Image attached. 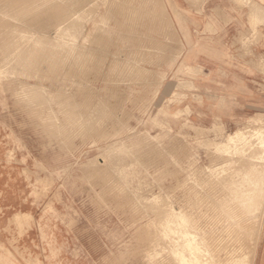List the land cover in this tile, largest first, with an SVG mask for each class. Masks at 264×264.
I'll use <instances>...</instances> for the list:
<instances>
[{"label": "rangeland", "instance_id": "374dc122", "mask_svg": "<svg viewBox=\"0 0 264 264\" xmlns=\"http://www.w3.org/2000/svg\"><path fill=\"white\" fill-rule=\"evenodd\" d=\"M92 1L0 0V264H264V214L217 228L236 170L264 173V114L194 124L170 57L90 31L136 0Z\"/></svg>", "mask_w": 264, "mask_h": 264}, {"label": "crops", "instance_id": "0c3cea01", "mask_svg": "<svg viewBox=\"0 0 264 264\" xmlns=\"http://www.w3.org/2000/svg\"><path fill=\"white\" fill-rule=\"evenodd\" d=\"M136 2L100 10L91 33L118 42L121 56L137 43L138 55L170 57L171 73H186L185 106L196 125L235 128L264 114V0Z\"/></svg>", "mask_w": 264, "mask_h": 264}, {"label": "bare ground", "instance_id": "6f19581e", "mask_svg": "<svg viewBox=\"0 0 264 264\" xmlns=\"http://www.w3.org/2000/svg\"><path fill=\"white\" fill-rule=\"evenodd\" d=\"M162 6V5H161ZM94 9V8H93ZM165 10V9H164ZM163 12V11H162ZM219 12V11H218ZM258 13V12H257ZM74 14V13H73ZM68 40V39H67ZM70 41V40H69ZM21 42V41H20ZM13 44V43H12ZM22 46V45H21ZM29 46V45H28ZM30 48V47H29ZM23 49V48H22ZM61 50V49H60ZM17 51V50H16ZM26 52V51H25ZM11 55H13V54H11ZM16 55V54H15ZM19 55V54H18ZM25 57V56H24ZM11 58V57H10ZM14 58V57H13ZM19 58V57H18ZM22 59V58H21ZM23 60V59H22ZM21 60V61H22ZM24 61V60H23ZM20 62V61H19ZM11 63V62H10ZM12 64V63H11ZM14 64V63H13ZM12 64V65H13ZM20 65V64H19ZM10 67V66H9ZM261 67V66H260ZM17 70H18V68H17ZM13 72V71H12ZM16 72V71H15ZM186 83V82H185ZM44 95V94H43ZM201 98V97H200ZM87 117V116H86ZM255 119V118H254ZM167 123V122H166ZM256 129V128H255ZM259 130V129H258ZM262 131H263V129H262ZM260 132V131H259ZM259 132L257 133V134H259ZM264 132V131H263ZM256 133V132H255ZM261 134H264V133H261ZM256 136H258V135H256ZM260 136H262V135H260ZM260 136H259V141L261 142V139H260ZM255 138H257V137H255ZM257 139V140H258ZM263 141H264V139H263ZM262 141V142H263ZM246 146V145H245ZM262 147L264 146V144H262L261 145ZM119 147V146H118ZM118 147L116 148V149H118ZM248 148V147H247ZM246 148V149H247ZM245 149V150H246ZM253 149V148H252ZM251 149V150H252ZM112 150H113V148H112ZM236 150H238V149H236ZM114 151V150H113ZM119 151V150H118ZM250 151V150H249ZM253 151V150H252ZM110 153L112 152V151H109ZM121 152V151H120ZM254 152V151H253ZM109 153V154H110ZM235 153V152H234ZM248 153V152H247ZM114 154V153H113ZM251 154V153H250ZM253 154V153H252ZM259 154V153H258ZM248 155H249V153H248ZM257 155V154H256ZM255 155V156H256ZM117 156V155H116ZM255 156H252V158H254ZM259 156V155H258ZM112 157V156H111ZM117 157H119V156H117ZM116 157V158H117ZM113 158V157H112ZM251 158V159H252ZM258 160L261 158H259V157H256ZM244 159V158H243ZM263 159H264V156H263ZM102 160V159H101ZM257 160V161H258ZM253 161V162H252ZM252 161L250 162L251 164H249L248 166L247 165H244L245 166V168L243 169V167H242V169H241V172H240V170H239V172H237L238 170H236V172H235V174H237V176H235L236 178H234L233 180H230L229 181V179H228V181H229V183H228V185H230V188H231V190L229 191L230 192V196H229V198L228 199H230L229 201L231 202V204H230V202H229V207H226L225 206V204H224V206H223V212H224V214H223V212H221V217H219V215H218V219H220L219 221H220V223H221V226L220 227H217L218 228V230L219 231H234V230H237L238 228H247V226H249V225H251L252 223H254L255 224V222L257 223V221L259 222V217L260 216H263V214H264V173H260L259 174V176H254V173H256V175H258V171L256 172V164H257V161H256V159H252ZM254 161H256V162H254ZM260 161V160H259ZM264 162V161H263ZM259 163H261V162H259ZM264 164V163H263ZM243 165V164H242ZM259 165V164H258ZM255 166V167H254ZM263 166V165H262ZM254 167V168H253ZM260 167V166H259ZM258 168V167H257ZM240 169V168H239ZM254 169V170H253ZM263 169V168H262ZM264 171V170H263ZM260 172H262V171H260ZM253 173V174H252ZM87 174V173H86ZM252 174V175H251ZM230 177V176H229ZM233 177H234V175H233ZM251 177V178H250ZM214 178V177H213ZM232 178V177H231ZM246 178H247V180H246ZM248 178H250V179H248ZM222 183V182H221ZM225 183V182H224ZM223 185V184H222ZM224 186V185H223ZM227 186V185H226ZM226 186H225V188H226ZM228 188V187H227ZM226 190H228V189H226ZM224 191V190H223ZM225 193H226V191H225ZM228 193V192H227ZM226 195V194H225ZM217 196V195H216ZM218 196H219V194H218ZM220 197V196H219ZM180 198V197H179ZM213 198V197H212ZM196 199V198H195ZM223 199V198H222ZM221 199V200H222ZM224 199H226V198H224ZM223 199V200H224ZM200 200V199H199ZM212 200V199H211ZM218 200H219V198H218ZM222 200V201H223ZM192 201V200H191ZM197 202V201H196ZM201 202V201H200ZM199 202V203H200ZM219 202V201H218ZM164 203H166V202H164ZM178 203V202H177ZM188 203V202H187ZM217 203V202H216ZM220 203V202H219ZM224 203H225V201H224ZM196 204V203H195ZM194 204V205H195ZM210 204V203H209ZM227 204V203H226ZM193 205V206H194ZM166 206V205H165ZM196 206V205H195ZM214 206H216V204L214 205ZM218 206V205H217ZM220 206H222V204H220ZM219 206V207H220ZM228 206V205H227ZM211 208H213V207H211ZM222 208V207H221ZM220 208V209H221ZM180 209H182L181 211H179V212H184V209L183 208H180ZM216 209L218 210V208L216 207ZM219 209V210H220ZM167 210V209H166ZM176 210V209H175ZM199 210V209H198ZM222 210V209H221ZM187 211V210H186ZM177 212V211H176ZM178 212V213H179ZM181 213V214H182ZM159 214H161V213H159ZM185 214H187L188 215V213L186 212ZM185 214H183L184 216H185ZM176 215H178L177 213H176ZM191 215V214H190ZM203 215V214H202ZM212 215V214H211ZM157 216H158V214H157ZM182 216V215H181ZM181 216H179V217H181ZM210 216V215H209ZM20 217V216H19ZM23 217V216H22ZM164 217V216H163ZM177 217V216H176ZM178 217V218H179ZM213 217V216H212ZM184 218H186V216L184 217ZM190 217H187V219H189ZM199 218H201V217H199ZM209 218H211V217H209ZM160 219V218H159ZM158 219V220H159ZM175 220H176V218H175ZM211 222H213V220H211V219H209ZM217 220V219H216ZM219 221H216V222H219ZM191 222H192V220H191ZM195 222V221H194ZM209 222V221H208ZM176 223V222H175ZM178 223V222H177ZM186 223V222H185ZM184 223V225H186ZM190 223V222H189ZM204 223H206V221L204 222ZM220 223H218V224H220ZM180 224V223H179ZM215 223L213 222V225H214ZM176 225H178V224H176ZM176 225H174V226H176ZM182 225H183V223H182ZM193 225V222L192 223H190L189 225H186V226H183L185 229H190L191 228V226ZM202 225H204V224H202ZM216 225H217V223H216ZM258 225V224H257ZM173 226V227H174ZM198 226V225H197ZM200 226V225H199ZM17 227H19V226H17ZM173 227H172V229H173ZM182 227V228H183ZM188 227V228H187ZM196 227V226H195ZM201 227V226H200ZM210 227H212L211 225H210ZM160 228V227H159ZM178 228V227H177ZM182 228H180V231L182 230ZM214 228V227H213ZM212 228V229H213ZM253 228V227H252ZM20 229V228H19ZM175 229V228H174ZM194 229H197V228H194ZM199 229V228H198ZM205 229V228H204ZM215 229V228H214ZM213 229V230H214ZM232 229V230H231ZM202 230V229H201ZM212 230V231H213ZM249 230V229H248ZM191 231V235H193V236H195V233L193 234V232H192V230H190ZM189 231V232H190ZM218 231V232H219ZM239 231V230H238ZM179 232V230L177 229V233ZM188 232V231H187ZM197 232H198V230H197ZM158 233V232H157ZM174 233V232H173ZM176 233V232H175ZM185 233V232H184ZM204 233V232H203ZM215 233V232H214ZM213 233V234H214ZM199 234H201L202 236H203V234L202 233H200V230H199ZM199 234L197 235V236H199ZM235 234H236V231H235ZM201 235L199 236V237H201ZM231 235V234H230ZM178 236V235H177ZM189 236H190V234H189ZM205 236V235H204ZM220 236V235H219ZM172 238L174 237V236H171ZM188 237V233H185L184 234V238H183V240L184 239H186ZM208 237H209V235H208ZM222 237V236H221ZM175 238V237H174ZM202 239H203V237H201ZM231 238V237H230ZM242 238V237H241ZM204 239H205V237H204ZM226 239V238H225ZM237 239V238H236ZM183 240H181V241H183ZM189 240H191V239H189ZM188 240V241H189ZM192 240H194V239H192ZM198 240H199V238H198ZM201 240V239H200ZM200 240L199 241H197L196 242V244L195 245H197V243L199 242L200 243ZM207 240V239H206ZM211 240H212V238H211ZM222 240V239H221ZM227 240H229V239H227ZM175 241H176V239H175ZM175 241H174V239H173V242L175 243ZM195 241H196V239H195ZM194 241V242H195ZM202 241V240H201ZM208 241V240H207ZM226 241V240H225ZM172 242V243H173ZM176 242H179L180 243V240L179 241H176ZM194 242H193V244H194ZM203 242H204V240H203ZM206 242V241H205ZM223 242H224V240H223ZM236 242H238V241H236ZM174 243H173V246H171V248L173 247L174 249H175V245H174ZM178 243V244H179ZM182 243V242H181ZM209 244L211 243V242H208ZM235 243V242H234ZM192 244V243H191ZM207 243H205V245H206ZM220 244V243H219ZM233 244V243H232ZM199 245L201 246V243L200 244H198V247H199ZM208 245V244H207ZM227 246V245H226ZM205 247V246H204ZM219 247V246H218ZM223 247V246H222ZM221 247V248H222ZM235 247V246H234ZM253 247V246H252ZM159 248V247H158ZM176 248H178L177 246H176ZM202 248H203V246H202ZM207 248H209V245H208V247ZM227 248V247H226ZM245 248V247H244ZM170 249V248H169ZM173 249V250H174ZM180 249V248H179ZM204 249V248H203ZM203 249H201V250H203ZM206 249V248H205ZM209 250V249H208ZM224 250V249H223ZM194 251V250H193ZM219 251H220V248H219ZM230 251V250H229ZM235 249H232L231 250V252L232 253H234L235 254ZM180 252V251H179ZM178 252V253H179ZM183 252V251H182ZM187 252V251H186ZM230 252V253H231ZM168 253V252H167ZM192 253H194V252H192ZM231 253V254H232ZM251 253V252H250ZM171 254V253H170ZM185 254V253H184ZM183 254V255H184ZM227 254V253H226ZM161 255H162V253H161ZM160 255V256H161ZM173 255V254H172ZM247 255V254H246ZM169 256V255H168ZM186 256H188V252H187V255ZM185 256V257H186ZM209 256V255H208ZM211 256V258L213 259L214 258V256L211 254L210 255ZM217 257H218V255H216ZM234 256V255H233ZM236 256H238V255H236ZM155 257V256H154ZM174 257V256H173ZM190 257V256H189ZM197 257V256H196ZM202 257V256H201ZM220 257V256H219ZM232 257V256H231ZM247 257V256H246ZM198 258V257H197ZM208 258H210V257H207L205 260H207ZM210 258V259H211ZM233 258V257H232ZM235 258V257H234ZM233 258V259H234ZM168 259H169V257H168ZM167 259V260H168ZM186 259V258H185ZM199 259V258H198ZM200 259H202V258H200ZM199 259V261H201ZM232 259V260H233ZM236 259H238L237 257H236ZM204 259H202V261H203ZM239 260H241V258H240V256H239ZM238 260V261H239ZM41 261V260H40ZM165 261V260H164ZM172 261V260H171ZM176 261V260H175ZM234 261H236L235 259H234ZM237 261V262H238ZM246 261H248L247 259H246ZM204 263H205V261H203ZM177 263V262H176ZM204 263H202V264H204ZM208 263L209 264H217L218 263V261H216V259L215 260H212V261H209L208 260ZM207 263V264H208ZM221 263V262H220ZM219 263V264H220ZM229 263H232V262H229ZM184 264V263H183ZM232 264H235V263H232ZM238 264H239V262H238ZM243 264V263H242Z\"/></svg>", "mask_w": 264, "mask_h": 264}]
</instances>
